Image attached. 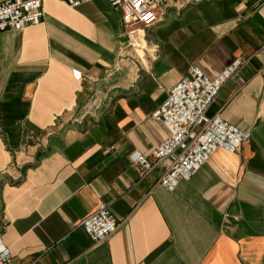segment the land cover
I'll list each match as a JSON object with an SVG mask.
<instances>
[{"label":"crops","instance_id":"1","mask_svg":"<svg viewBox=\"0 0 264 264\" xmlns=\"http://www.w3.org/2000/svg\"><path fill=\"white\" fill-rule=\"evenodd\" d=\"M42 9L0 33V241L14 262L264 264V0H176L141 50L109 0ZM237 58L207 115L250 138L172 190L158 185L169 162L142 175L131 157L167 138L151 115L172 87ZM101 203L119 227L94 243L79 225Z\"/></svg>","mask_w":264,"mask_h":264},{"label":"built area","instance_id":"2","mask_svg":"<svg viewBox=\"0 0 264 264\" xmlns=\"http://www.w3.org/2000/svg\"><path fill=\"white\" fill-rule=\"evenodd\" d=\"M72 7L92 0H58ZM121 11V23L127 37V46L134 50L143 48L144 33L159 21V10L176 0H109ZM43 17L42 0H8L0 3V33L19 31L40 23ZM264 66V44L257 50ZM245 63L235 59L215 79H208L203 72L191 66L169 91L165 102L151 115L163 125L169 134L150 157L134 153L132 163L142 175L169 162L164 167L158 185L174 189L179 181L189 179L217 151H239L250 138L248 132L229 124L220 117H209L207 111L222 87ZM75 80H83L81 71L72 69ZM80 228L94 243L112 235L119 227L118 221L101 203L96 210L83 219ZM0 264H17L8 248L0 241Z\"/></svg>","mask_w":264,"mask_h":264}]
</instances>
